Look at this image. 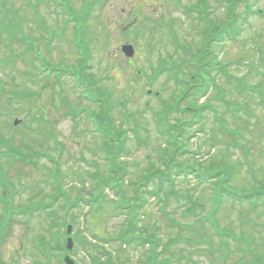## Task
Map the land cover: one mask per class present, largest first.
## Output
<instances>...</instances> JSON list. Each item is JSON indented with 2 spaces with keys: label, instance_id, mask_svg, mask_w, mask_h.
<instances>
[{
  "label": "rangeland",
  "instance_id": "rangeland-1",
  "mask_svg": "<svg viewBox=\"0 0 264 264\" xmlns=\"http://www.w3.org/2000/svg\"><path fill=\"white\" fill-rule=\"evenodd\" d=\"M70 1L71 4L69 0H0V79L6 92V96L2 93L4 99L0 96V137L25 154L32 150L49 153L52 161L59 164L62 176L49 180L56 188L51 191L46 184V169L55 171L53 162L41 158L35 168L0 154V170L7 182L3 177L0 181L7 183L6 197L16 208L23 209L35 202L43 206L56 192L69 194L71 202L84 199L88 205L77 201L65 215L60 208L63 199L57 200L50 206L58 215L53 220L55 226L44 211L11 220L9 227L3 229L0 264H43L39 262L45 259L34 251L39 243L63 257L64 240L61 245L54 236L65 231V227H57L64 216L73 227L71 236L76 237L74 253H69L75 264H90L88 250L97 261L105 262L109 255L115 264H139L138 258L154 248L145 244L141 249L122 248L110 241L124 226L123 214L128 210L121 207L127 205L125 202L131 196H136V204L145 203L138 225L146 226V231L141 232L144 236H155L154 242L159 246L154 253L159 260L170 264H249L252 254L263 258V200L257 202V211L223 200L216 215L210 216L214 182L198 183L194 175L175 176L172 185L164 182L160 200L145 194V190L154 192L158 188L155 174L150 176L151 182H142L148 172L162 169L158 151L171 156L174 152L157 135L159 118L165 130L174 133L176 139L171 143H176L175 162L179 166L228 170L229 177L224 172L220 175L226 177L230 189L241 193L254 191L264 182V0H249L246 4L235 0L231 4L232 18L235 17V26L241 33L236 40L223 43H216L213 38L222 36L221 29L227 24L224 0H204L213 33L204 43L202 27L190 19L191 15L183 16L194 0H97L90 22H84V14L91 0ZM245 10L262 13L249 17ZM8 33H17L21 46L15 41L7 44ZM172 33L181 47L178 57L174 54ZM123 44H130L134 50V57L128 62L119 51ZM86 45L90 47V63L85 70L82 61ZM203 45L208 59L200 58ZM25 47L32 48V53ZM10 50L15 54L12 60ZM5 56L19 74L8 69L12 63L7 62L6 67V63L1 64ZM171 58L176 59L179 86L168 79L167 73H158L161 60L167 62ZM193 61L201 63L205 70L208 68L204 74L215 81L214 89L208 87L209 91L200 98L199 90L196 95L191 92L190 76L197 75ZM62 70L73 77L60 80ZM40 80L47 88L39 83L29 85ZM85 87L93 97L104 98L100 103L107 109L104 119H108L116 139H125L120 141V156L110 159L106 154L111 164L102 151L106 143L83 112L86 108L92 112L99 110L98 104L84 99L81 88ZM14 88H24L25 94L20 98L14 96ZM29 90L31 94L27 96ZM39 91L38 98L33 92ZM178 107L184 113H178ZM75 114L76 124L70 117ZM14 119L21 121L12 127L10 122ZM43 122L50 125L43 127ZM182 122L189 124L182 126ZM28 125L31 127L27 128ZM220 127L234 135L220 132ZM194 130L201 131L188 137ZM177 170L178 166H174L171 175ZM110 174L118 176L113 184L122 179L119 183L125 202L115 200V189L105 187L101 192L99 184L104 178L111 179ZM217 182L221 184V178ZM1 192L0 185V203H9ZM96 192L102 193L103 202L97 200ZM188 198L198 200L196 206L200 207L195 209V215L186 211ZM2 216L0 208V228ZM80 239L92 244L99 242L107 254L99 247H87ZM116 248L121 251L118 258ZM56 259L52 258V264H58Z\"/></svg>",
  "mask_w": 264,
  "mask_h": 264
},
{
  "label": "trees",
  "instance_id": "trees-1",
  "mask_svg": "<svg viewBox=\"0 0 264 264\" xmlns=\"http://www.w3.org/2000/svg\"><path fill=\"white\" fill-rule=\"evenodd\" d=\"M235 0H233V2H234ZM243 2H247V1H249V0H242ZM238 16V15H237ZM235 17H233L231 20H232V22L234 23L233 25H232V22H231V27H228L227 26V24H226V27H228L229 28V30H228V33H226V35H231L230 37H231V39L232 38H234L237 34H238V32H237V28H236V23H235V19H234ZM238 18H239V16H238ZM234 19V20H233ZM230 22V21H229ZM227 28V29H228ZM227 29H225V26L221 29V30H227ZM209 36H211V31H210V33H209ZM223 40V38L222 37H218L217 38V41L218 40ZM202 51V50H201ZM205 52V50H203V53ZM200 58H203V59H206L202 54H200ZM193 59H195V58H193ZM193 62H195V65H196V68H195V72H197V75L195 76H190V79H191V89H193L195 92L196 91H198L199 90V92L201 93V95L199 94L198 95V97L200 98V97H202V95H203V92H205L206 91V89L208 88V86H209V84H208V81H209V79L208 78H206V74H204L206 71H208V64H205L207 67V69L205 70V68H204V66L200 63L199 64V62L197 63L196 61H193ZM193 62H191V63H193ZM172 65L175 67V68H177V65H176V62H173L172 63ZM162 68H164V67H162ZM194 82H197L198 83V85H193L194 84ZM205 85H208V86H205ZM203 86H205V87H203ZM200 88V89H199ZM0 89L1 90H3V91H5L3 88H2V85H1V82H0ZM13 92H14V96H17L18 95V93H20V91L19 90H13ZM101 119V118H100ZM99 119V121L100 122H102V120L103 119H101L100 120ZM117 149L115 148L114 150H113V152L114 151H116ZM173 151L174 152H172V156L171 155H168L166 158H167V160H165V162L163 161V164H164V166L166 167V170H167V172L168 173H166V174H164L163 173V175L164 176H166L167 174H169V175H171L170 173H171V169L174 167V166H178V170H177V172L175 173V174H177V175H179V174H183V175H188V174H190V173H195V176L198 178V179H200V180H202L204 177V175L205 176H208V177H212V176H210V175H213V176H216V177H220L221 178V181L223 182L221 185H222V188H220L219 189V191L216 193V195H215V199H216V205H215V207H218V205L220 204V202L221 201H223V197L221 196V192H223L224 193V196H225V200H228L229 202H231L232 203V205L235 203V204H237V205H240V204H242V203H244V204H249V201L251 200V198H255V199H260V198H264V182H263V184H262V188L259 190V191H254V192H251V191H246V192H238V191H236V190H232V189H230V187H229V184H226L225 183V181H226V177H229V171L228 170H222V172H224V173H226L227 175H226V177H223V176H221V175H219V170L218 169H214L215 171H213V169H211V167H205V168H198L197 170L195 169V168H193V166H187V167H181V166H179L180 164H178V163H176L175 162V154H176V149L175 148H173ZM14 156H15V158H16V156H18V158H19V160H21V161H24L25 159H26V154H24V153H22V155L21 154H18V153H16L15 151H14ZM199 167H200V165H199ZM223 169H225V168H223ZM214 173V174H213ZM135 199V197H131V202H134L133 200ZM189 201H191V200H189ZM192 205H195V203L194 202H192ZM194 208H195V206H192V207H188V209H187V211L189 212V213H191L192 212V214L194 215V212H195V210H194ZM253 209H256V208H253ZM214 214L215 213H217V210H216V208L214 209ZM130 228H133L132 226H128V229H130ZM125 233H129V234H125L126 236H127V240L126 241H129L130 239H132L133 238V234L131 233V232H125ZM236 236V235H235ZM136 238V241H137V243L139 244L140 243V241H144L145 243H148V241H150V237H148V239H141V238H139V237H135ZM239 241H243V239H241V238H237ZM132 244V243H131ZM129 245V247H132V248H134L132 245ZM145 256H146V258H145ZM143 255L142 257H141V259H140V263L139 264H163V262H161V261H163V259H160V260H158V258L156 257L157 255L155 254V253H151V254H148V255ZM167 261V260H166ZM264 262V257L263 258H260V256L259 255H255V254H252V260L251 261H249V264H264L263 263ZM166 263H169V262H166Z\"/></svg>",
  "mask_w": 264,
  "mask_h": 264
},
{
  "label": "water",
  "instance_id": "water-1",
  "mask_svg": "<svg viewBox=\"0 0 264 264\" xmlns=\"http://www.w3.org/2000/svg\"><path fill=\"white\" fill-rule=\"evenodd\" d=\"M122 51L123 53L128 56V57H131L133 55V50L130 46H123L122 47ZM70 231V227L68 228V232ZM71 241L68 240V244H67V247L70 248L71 246ZM66 264H72L71 261H69L68 259H66Z\"/></svg>",
  "mask_w": 264,
  "mask_h": 264
}]
</instances>
